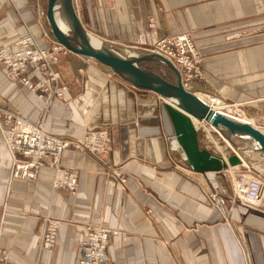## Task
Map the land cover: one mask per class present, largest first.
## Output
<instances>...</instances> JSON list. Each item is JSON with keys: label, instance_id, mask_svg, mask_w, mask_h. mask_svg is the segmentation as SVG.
Segmentation results:
<instances>
[{"label": "crops", "instance_id": "1", "mask_svg": "<svg viewBox=\"0 0 264 264\" xmlns=\"http://www.w3.org/2000/svg\"><path fill=\"white\" fill-rule=\"evenodd\" d=\"M73 5L88 32L117 47L143 52L165 36L191 33L204 58L206 83L192 82L186 90L204 100L219 95L246 103L248 115L264 128V0H73ZM46 6L47 0H0V45L29 34L43 49L57 44ZM148 19L155 29L146 27ZM56 69L67 90L46 108L0 64L1 105L68 139L106 128L111 150L105 161L127 175L128 190L120 191L100 162L75 151L60 160L78 172L75 196L51 188L48 168L40 169L34 183L12 180L0 135V249L9 252V264H78L84 225L99 217L128 237L109 238L105 264H264V191L258 211L235 204L226 215L210 207L205 178L213 174L192 172L169 151L167 139L174 133L157 95L72 53L60 57ZM237 140L230 141L232 147ZM234 171L216 174L222 198L231 197ZM46 217L61 225L54 250L39 253Z\"/></svg>", "mask_w": 264, "mask_h": 264}, {"label": "built area", "instance_id": "2", "mask_svg": "<svg viewBox=\"0 0 264 264\" xmlns=\"http://www.w3.org/2000/svg\"><path fill=\"white\" fill-rule=\"evenodd\" d=\"M29 6L32 7L33 5L30 4ZM191 36L188 33L166 36L156 41L151 50H147L163 57L174 66L185 89L190 83L202 79L200 67L203 60L197 52ZM69 54L71 52L59 44H55L49 49H43L39 47L31 35H26L11 46L0 45V64L12 74L15 84L21 85L48 108L53 100L63 99L67 90L56 66L60 57H66ZM109 72L112 73L110 70ZM28 75L35 76V79H29ZM208 98L210 97L206 99ZM210 100L211 102L217 101L215 107L221 112H226L235 118L245 117L239 109L240 104L226 105L216 99V96ZM1 107L0 105V135L10 155L12 166L15 167L12 176L16 177L17 174L15 173L18 170L22 172L21 176L30 179L34 177L33 174L36 171L48 168L52 170L54 176L51 188L53 190L64 189L70 195H75L78 175L75 170L61 166L62 154L74 149L82 154L86 152L98 158L96 155H102L110 150L109 136L100 130L86 133L80 139L50 136L43 129V125H41L43 122L32 123L20 117L19 114H14ZM193 126L197 132L198 145L201 149H203L202 146L207 147L208 145L209 148L204 150L225 159L229 154L220 147L222 142L229 148L232 155L238 157L240 154L239 148L232 147L230 137L222 129L213 127L203 120L197 121L196 125L193 123ZM200 133H202L201 138ZM204 140L208 141L205 143ZM167 141L171 150L178 153L181 162L187 165L185 155L178 146L175 137H169ZM241 166L246 167L243 163ZM240 168L237 167L234 170L238 172ZM112 175L116 176L120 186L125 184L124 176L119 171H113ZM232 186L235 198L249 209H252V206H255L262 199L264 181L245 175L235 178L233 176ZM216 199V197L211 196V200ZM59 226L60 222L56 219L44 221L41 233L44 249H50L54 246ZM109 234L110 231L100 228L89 230L86 225L85 235L79 243L82 255L78 264H105ZM1 260L0 264H2Z\"/></svg>", "mask_w": 264, "mask_h": 264}, {"label": "water", "instance_id": "3", "mask_svg": "<svg viewBox=\"0 0 264 264\" xmlns=\"http://www.w3.org/2000/svg\"><path fill=\"white\" fill-rule=\"evenodd\" d=\"M46 19L57 44L74 55L92 59L131 87L152 92L163 101L176 142L192 172L219 174L242 164L234 154L223 159L201 149L192 120H203L220 128L230 138L253 141L264 153V134L260 130L228 119L208 107L184 88L178 71L169 61L150 51L114 46L88 32L76 14L73 0H47ZM146 63L159 64L168 69L174 82H167L144 68Z\"/></svg>", "mask_w": 264, "mask_h": 264}, {"label": "rangeland", "instance_id": "4", "mask_svg": "<svg viewBox=\"0 0 264 264\" xmlns=\"http://www.w3.org/2000/svg\"><path fill=\"white\" fill-rule=\"evenodd\" d=\"M153 25H155V26H153ZM146 27L148 28V29H155V27H156V24H155V21H153L152 19H148V22H147V24H146ZM180 34H182V33H180ZM188 34H191V33H188ZM177 35H179V34H177ZM192 35V34H191ZM169 37L170 36H176V35H168ZM166 37V36H165ZM191 39L193 40V42H194V37H193V35L191 36ZM194 44H195V42H194ZM195 48H196V50H197V52L199 53V51H198V49H197V47H196V45H195ZM152 48H150V49H148V50H151ZM147 51V50H146ZM199 55L201 56V58H202V60H203V64H202V66L200 67V73L202 74V79L201 80H196L195 82H199V83H206L205 81V77H204V75H203V67H204V58H203V56L199 53ZM143 66H144V68H146V69H148V70H151L152 72H154V73H156L157 75H159L162 79H164V80H166L167 82H170V83H173L174 82V78H173V76H172V74L170 73V71L168 70V69H166L165 67H163V66H161V65H159V64H153V63H148V64H143ZM108 69V68H107ZM109 70V69H108ZM110 75H112L110 72H108ZM213 96H216V99H218L221 103H223V104H226V105H233V104H240V110L243 112V114H244V116L246 117V118H249V119H251V121L259 128V129H261L263 132H264V128H262V127H259L258 125H257V122H256V120H255V118L254 117H252V116H250V115H248V113H247V105H246V103H237V102H230V101H228L226 98H224V97H221V96H219V95H211V96H209L210 98H212ZM0 105H1V102H0ZM2 106V105H1ZM3 107V106H2ZM1 107V108H2ZM4 108V107H3ZM5 109V108H4ZM10 112H12V111H10ZM12 113H14V114H19L20 115V113H18V112H15V111H13ZM20 117H22L21 115H20ZM26 120V119H25ZM40 122H43V121H40ZM41 125H43V129L45 130V132L48 134V135H50V136H55L56 137V135H52V134H50V133H48L47 131H46V129H45V127H44V123H41ZM99 131V130H98ZM100 131H102V132H104V133H106L107 135H108V132H107V130H106V128H102V129H100ZM96 132V131H95ZM201 135H202V133H200V138H201ZM109 136V135H108ZM58 137V136H57ZM59 137H62V136H59ZM110 139V138H109ZM231 140L233 139V138H230ZM208 140H204V142L206 143ZM4 142V141H3ZM237 142H238V146L236 147V148H239V149H241V153H243L244 152V154H242V155H245L244 157H243V160H244V163H245V166L246 167H242V166H240L239 168V171L238 172H236V171H234L231 175H229V183H230V188H231V197L229 196L228 198L226 197V198H222V197H220L219 195H218V191H219V188H218V185H217V180H216V178L218 177L217 175H213V177L210 179L209 177H206L205 179L207 180V183H208V188H209V190H210V193L209 192H207L205 195H206V197L207 198H209L210 199V207H212V208H216V209H220L221 210V208L223 209V211L226 213V215H228L229 214V212L231 211V207L233 206V205H235V204H239V205H242L236 198H235V195H234V193H233V186H232V177L234 176V178L236 177V176H241V175H245V176H250V177H252V178H255V179H259L260 181H264V164L261 162V158L258 156V155H263V154H261V153H258V151L257 150H254V149H252V144H251V142L250 141H243V140H237ZM4 145H5V143H4ZM211 145V144H210ZM220 147H222L224 150H226V151H230L229 150V148L224 144V143H220ZM5 148H6V145H5ZM202 148L203 149H205V148H209L208 147V145H207V147L206 146H202ZM168 149H169V151L170 152H173L172 150H171V148H170V146H168ZM7 150V149H6ZM110 150H111V148H110ZM109 150V151H110ZM68 151H75V152H77L76 150H74V149H71V150H68ZM109 151H107V152H105V153H103L102 155H96L98 158H95L94 156H92V155H89L88 153H80V152H78V153H80V154H82V155H89L90 157H92L93 159H95L96 161H98V162H100L103 166H104V168L107 170V172L108 173H106L109 177H112L114 180H116V184H117V187H118V189L120 190V191H122V192H127V190H128V177H127V175L124 173V172H122L121 171V169L119 168H115V167H113V166H109L108 164H107V162L105 161V157H106V155L109 153ZM67 152V151H66ZM9 154V153H8ZM230 155H232L231 153H229ZM10 156V155H9ZM64 168V167H63ZM66 169H68V168H66ZM71 170H74V169H71ZM12 171L13 172H15V167H13L12 166V163H11V169H10V178L12 179V180H23V181H27V182H29V183H34L36 180H37V176H38V173H39V171L37 172L36 171V173H34L33 174V176L34 177H32V178H26V177H23V176H21L22 175V172H20V171H16V173L15 174H17V176L15 177V176H12ZM76 171V170H75ZM113 171H119V173L121 174V175H123L124 176V180H125V184H121L122 186H120V182L118 181V179L116 178V176H113L112 175V172ZM77 172V171H76ZM222 174H224V175H228V174H225L224 173V171L223 172H221ZM14 174V173H13ZM77 175H78V172H77ZM53 179H54V176H53V172H52V181H53ZM52 181H51V183H52ZM77 183H78V177H77ZM214 183L216 184L215 186H214ZM123 187V188H122ZM76 193H77V189H76ZM76 193H75V195H76ZM75 195H71V196H75ZM211 196H214V197H216L217 199L216 200H211ZM222 198V199H221ZM218 199L220 200V202L218 201ZM262 201V199L255 205V206H252V209H250V210H254V211H258L259 210V205H260V202ZM243 206V205H242ZM245 207V206H244ZM247 208V207H246ZM249 209V208H248ZM227 217V216H226ZM47 219H49V220H51L52 218H50V217H46L45 219H43V223H42V230H43V226H44V221L45 220H47ZM59 221V220H58ZM60 222V225H61V221H59ZM84 226H86V225H84ZM87 226H88V228H89V230H92V229H96V228H100V229H104V230H108V231H110V234H109V238L110 237H112V238H119V239H121L122 241H126L127 239H128V237L125 235V233L124 232H121V231H119V230H117V229H112V228H110V227H108L107 225H106V223L104 222V220L103 219H101L100 217L98 218V220H96V221H94V222H91V223H87ZM60 227V226H59ZM59 231V230H58ZM58 234V233H57ZM109 238H108V241H109ZM55 244H54V246L52 247V248H50V249H44V247H43V239H42V237L40 236V242H39V246H38V250H39V253H42V252H48V251H53L54 250V248L56 247V244H57V237H56V239H55ZM1 258H3L2 260H1ZM108 258H109V254H108V242H107V248H106V261H108ZM8 259H9V252L8 251H6V250H2V249H0V260L2 261V264H9V262H8ZM79 262V261H78Z\"/></svg>", "mask_w": 264, "mask_h": 264}, {"label": "bare ground", "instance_id": "5", "mask_svg": "<svg viewBox=\"0 0 264 264\" xmlns=\"http://www.w3.org/2000/svg\"><path fill=\"white\" fill-rule=\"evenodd\" d=\"M30 35V34H29ZM37 42V41H36ZM198 97V96H197ZM199 98V97H198ZM201 101H203L205 104H207L208 105V107H210L212 110H214V111H216L217 113H219L220 115H223L224 117H227L228 119H231V120H233V121H237V122H239V123H243V124H247V125H251V122H250V120H248V119H245L244 117H240V118H235L234 116H232V115H230V114H228V113H226V112H221V111H219V109H217L216 107H215V102H217L216 100H214L213 102H211V100H210V98L209 99H207V100H204V99H202V98H199ZM193 121V123L196 125L197 124V121H195V120H192ZM251 144H252V149H254V150H257L258 151V153H261V154H263L262 155V158H261V162L262 163H264V153H262V152H260L259 150H258V146L252 141L251 142ZM179 146V145H178ZM240 148V147H239ZM8 152V151H7ZM239 152H240V154L238 155V158L241 160V162L243 163V165L245 164L244 163V160H243V156H242V153H241V149H239ZM243 154H244V152H243Z\"/></svg>", "mask_w": 264, "mask_h": 264}]
</instances>
